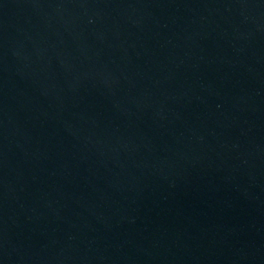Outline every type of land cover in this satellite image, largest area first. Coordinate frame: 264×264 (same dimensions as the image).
<instances>
[{
  "label": "water",
  "instance_id": "1",
  "mask_svg": "<svg viewBox=\"0 0 264 264\" xmlns=\"http://www.w3.org/2000/svg\"><path fill=\"white\" fill-rule=\"evenodd\" d=\"M0 264H264V0H0Z\"/></svg>",
  "mask_w": 264,
  "mask_h": 264
}]
</instances>
